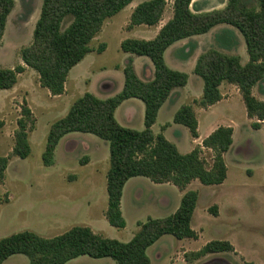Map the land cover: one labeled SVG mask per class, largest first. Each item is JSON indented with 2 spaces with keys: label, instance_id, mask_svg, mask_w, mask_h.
I'll use <instances>...</instances> for the list:
<instances>
[{
  "label": "trees",
  "instance_id": "trees-1",
  "mask_svg": "<svg viewBox=\"0 0 264 264\" xmlns=\"http://www.w3.org/2000/svg\"><path fill=\"white\" fill-rule=\"evenodd\" d=\"M134 0H43L40 18L35 26L32 43L23 48L20 56L24 66L0 68V90H11L25 67L39 76V83L52 96L65 92L70 71L92 52L90 43L101 32L107 19L119 14ZM227 0L223 10L198 13L192 9L193 0H174L173 18L153 40L126 39L121 43L124 53L148 57L155 68L154 79L141 81L130 58L124 68L125 85L116 96L100 100L86 93L76 100L68 114L55 121L49 129L42 161L55 164V150L70 133L92 134L106 141L110 148V169L107 173L108 208L105 218L117 228H126L121 209L126 183L144 177L155 184H172L185 191L179 208L163 219L149 218L138 223V232L129 242L106 238L88 226H75L61 235L45 238L32 231H23L0 239V264L14 255L26 256L29 264H67L77 258H110L117 264H151L148 249L160 238L171 235L178 240L198 239L192 229V219L199 195L186 191L198 180L206 186L222 185L227 178L224 159L233 145V129L221 126L212 132L201 146L182 154L164 135H154L160 108L176 88L185 87L189 76L170 69L165 52L175 43L209 33L214 27L226 24L244 37L249 61L241 64L240 57L208 50L197 60L194 74L204 82L203 96L194 104L207 109L222 100L220 86L226 82L238 87L254 129L264 121V101L253 95V88L264 81V0ZM14 0H0V40L3 38ZM167 0H150L133 11L128 29L136 26H155L162 21ZM66 20L69 25L64 27ZM101 45L98 52H102ZM128 99H138L145 105L143 131L122 127L115 118L117 108ZM175 124L185 126L193 138H198V120L192 105L182 106L174 116ZM37 120L28 105H22L21 116L14 134V148L8 156H0V183L6 179L12 157L27 159L31 154L29 134L36 129ZM5 122L0 120V131ZM203 148L213 152V163L203 159ZM83 163V162H82ZM217 206L210 208L217 216ZM235 252L228 241H213L201 250L186 256L192 263L207 255Z\"/></svg>",
  "mask_w": 264,
  "mask_h": 264
},
{
  "label": "rangeland",
  "instance_id": "rangeland-1",
  "mask_svg": "<svg viewBox=\"0 0 264 264\" xmlns=\"http://www.w3.org/2000/svg\"><path fill=\"white\" fill-rule=\"evenodd\" d=\"M135 1L141 4L150 0ZM173 1L167 0L162 21L169 18ZM212 2L214 6H218L220 0ZM14 3L5 34L0 40V68L3 69L24 66L20 52L33 41L43 0H14ZM247 3L249 6H256L254 0H247ZM127 11L107 19L103 32L90 43L94 52L89 59L95 62L97 68L105 66L109 71L107 75L117 82L118 74L114 69L120 64L118 56L123 53L118 41L129 38L125 37L128 36L126 31L121 29L125 24ZM68 25L69 20H66L64 27ZM220 27L209 34L197 36L196 40H189L181 50L183 57L190 60L197 53L203 54L214 49L226 54H239L244 60L249 58L242 34L232 28L242 43V48L234 52L232 48L239 45L235 34L222 31ZM105 44L109 45V50L100 54L98 49ZM86 63L84 62V66ZM193 64L194 59L182 67L183 73L192 76L186 94L189 90L191 94H195L204 85L203 80L194 74ZM263 91L264 81L259 83L256 93L261 95L264 94ZM47 95L50 92L40 86L38 74L28 67L18 75V82L13 89L0 90V120L5 122V128L0 131V156L12 153L22 105H28L37 120L36 130L32 134L33 149L30 156L27 159L12 157L6 179L4 183H0V239L23 231L53 238L72 227L91 225L98 234L125 243L137 233L139 222L145 223L149 218H167L176 211L181 203L178 188L156 185L143 177L126 192L122 208L126 228L111 226L105 218L108 208L106 181L102 187L86 186L81 181L85 173L79 161L73 159L75 155L82 159L87 154L86 144L82 142L95 146L97 141H102L110 152L109 144L92 134L72 133L67 140L61 142L55 164L45 166L42 153L45 151L50 126L66 114L46 108ZM184 98L185 96L181 100L182 104L188 105L189 101ZM137 108L138 116L143 118V109L140 113V108ZM231 114L237 132L234 137L236 148L226 158L228 179L218 186H206L196 180L190 187L199 195L192 221V229L199 233V238L180 241L171 235L164 236L148 252L151 264H190L186 261V256L213 241H228L234 246L235 252L208 255L195 262L196 264H264V128L255 130L251 127L247 121L244 102L239 106L235 105ZM201 121L203 122L202 119ZM182 129L186 136L183 138L184 148L181 153L187 154L189 151L186 148L192 137L187 128L182 126ZM155 132H161L159 126L155 128ZM202 133L204 134V128ZM202 154L208 166H211L213 152L202 150ZM104 166L102 164L101 168ZM72 176H78L80 180L74 182L71 180ZM216 205L222 206V213L220 214L218 207L217 216H214L210 208ZM20 257L24 262L16 264H29L26 256ZM68 264L117 263L110 258L92 259L83 256Z\"/></svg>",
  "mask_w": 264,
  "mask_h": 264
},
{
  "label": "crops",
  "instance_id": "crops-1",
  "mask_svg": "<svg viewBox=\"0 0 264 264\" xmlns=\"http://www.w3.org/2000/svg\"><path fill=\"white\" fill-rule=\"evenodd\" d=\"M139 4L140 3H137L134 0L129 6H127L124 10L121 11V12H123L125 10H128L127 11V13H128L127 17L125 18V24H123L121 29L123 31L125 30L126 33L128 34V36H125V37H129V38H126V39H137V40H146V41L153 40L157 37L161 28L169 20H171L173 18V8L170 11L169 18L166 19V21H161L160 23H158L155 26L141 25V26H136L132 29H128L127 27L129 25V22H130V17L132 15L134 9ZM173 4H174V1H173ZM214 5L215 4L212 2V0H193L192 9L194 8V10L198 13L210 12L213 10H223L227 6V0H220V3L218 6H214ZM206 7H211V8L208 10H205L204 8H206ZM201 8H203L204 10H202ZM104 26H105V23H104ZM104 26H103V28H104ZM220 26H222V27H220ZM217 27H220L222 29V31L227 30V31H231L233 34H235V36L237 38V42H239V45L237 47L232 48V49L234 52H238V49L240 50L242 48V43L240 41V38L236 35L234 30L232 29L234 27L226 25V24H222V25H218V26L214 27L209 33L213 32V30L216 29ZM103 28H102L101 32H103ZM209 33H207V34H209ZM204 35H206V34H204ZM196 38H197V36H194V37H191V38H188L185 40H181V41L175 43L174 45H172L165 52L164 58H165L167 66L170 69L182 72V67H185L187 63H191V60H193V59H194L193 66L195 69L197 60H198L199 56L201 55V53H197V55H194L193 59L188 60V59H185L183 57L181 50H182L183 46L186 45L187 42H189V40H196ZM126 39L118 41L120 47H121V43ZM108 50H109V45L105 44V49L100 54L106 53ZM93 52H94V50H92L91 53H89L78 65H76L70 71L68 78H67V81H66V84H65L64 94H62L60 96H52L51 94L49 96L47 95L48 100L45 103L46 108H49V110H54V111H58L61 113L65 112L66 113L65 116H66L68 114L71 106L74 104V102L76 100H78L79 98H81L86 93H90V94L96 96L97 98H99L100 100H107L109 98L116 96L124 88V85H125L124 68L126 67V64L128 63V60L130 58H132V60H133V66H134V70L136 72V75L138 76V78L141 81L150 82L154 79L155 68H154L152 61L148 57L134 56V55L124 53L122 51L123 53L118 56L120 58V64L116 65L115 69H114L115 70L114 72H116L118 74V79L120 82L119 83L113 77L107 75V73L109 71L107 70V68L105 66H99L100 68H97L95 65V62H92L91 59H89L90 56H92ZM224 54H226V53H224ZM227 55L240 57L242 65H246L249 61V58H246V60H244V58L242 56H240L239 54H227ZM88 59H89V62H88ZM243 61H245V64ZM84 62H87L85 64V66H84ZM189 65H191V64H189ZM122 75H123V77H122ZM191 81H192V76L189 75L188 83L185 87L176 88L172 91L169 98L166 100V102L160 108L156 123L152 127V131H153L154 135H159V134L164 135V137L169 142L173 143L178 148L180 153L182 152V148H184L183 138L186 136V132H184V129H182V125L175 124L173 121H174L175 114L178 112V110L182 106L185 105V104H182L183 102H181V100L183 99V96H185L184 99L189 101L188 105H192L194 108V112H195L196 118L198 120V135H199L198 138H193L191 136L192 139L187 146L188 148H186L189 152H186V153L188 154V153L192 152L196 147L201 146L203 141L205 140V138H207L217 128H219L221 126L231 127L233 129V145H232L230 151L228 153H226L224 156V159L226 162L227 156L230 155L231 151H233L236 148V143H235L234 137L236 135L237 128L233 124L234 119L232 118L231 113L234 110L235 105L239 106L240 104H242V102H244L242 99V96L240 94V91H239L238 87H236L235 85L224 82L220 86V92H221L222 97H223L222 100L220 102H218L217 104H215V105H213L207 109H202L199 106H197L196 104H194V102L198 101L202 98L204 85L202 84V88L200 90H198V92H196L195 94H191L190 90L186 94V91L190 87ZM258 86H259V84L253 88V91H252L253 95L258 100L264 101V94L260 95V94L256 93ZM263 93H264V91H263ZM140 102H142V101H140L138 99H128V100L124 101L117 108V110L115 112V118H116L117 122L122 127L137 130V131H143L145 129V126H144L145 105L143 102L142 103H140ZM30 106H32V105L30 104ZM137 107L140 108V113H142L141 111L143 109V118L142 117L140 118L138 116V110H137L138 108ZM246 114H247V110H246ZM65 116H63L62 118H64ZM246 116L248 118L247 121L251 124V127H252V123L256 122V120L254 121V119H250L248 117V114ZM62 118H60V119H62ZM201 119L203 120V122L201 121ZM161 120H163V121H161ZM223 121H226V122H223ZM157 126L160 127V131H161L160 133L155 132V128ZM36 127H37V125H36ZM183 127H185V126H183ZM4 128H5V126H4ZM202 128H204V134L202 133ZM263 128H264V121L261 123L260 129H263ZM260 129H258V130H260ZM255 130H257V129H255ZM2 131H3V129L1 130V132ZM33 132H30V134H29L31 152L33 149V144H32ZM76 133H79V132H76ZM70 134H72V133H70ZM70 134L66 135L59 142V144L55 150V157L57 155V150H58L61 142H64L65 140H67V138L70 136ZM73 142L78 143L76 141H73ZM97 142L98 143H96L97 145H95V146H91L89 143L82 142V144H86V153L87 154L82 159L80 158V156L75 155L73 157V159L79 161V165L81 166L82 171L85 173L83 175V177L81 178V181H83V183L86 186L98 188L99 186L102 187L104 185V182L106 181V188H107V173L110 169V163H109L110 162V152H109L108 146L106 144L101 143L102 141H97ZM104 142H106V141H104ZM93 147H95V148H93ZM187 150H185V151H187ZM203 150H208L209 152H211V150H209V149L203 148ZM43 153H44V151H43ZM102 164H105L104 168H101ZM228 177H229V173L227 172L226 180L228 179ZM141 178H143V177H135V178L130 179L126 183L124 190H123L121 209L123 208V203H124V200L126 197L127 190L135 182H137L138 180H141ZM71 180H73L74 182H78L80 180V178L78 176H72ZM191 184L188 186L186 191H191V189H190ZM156 185H160V186H164V187L174 186L172 184H156ZM184 194H185V191L179 190V200H182ZM179 206L180 205L177 206L176 210L179 208ZM218 207L220 208V214H221L222 213L221 212L222 206L218 205L217 208ZM0 210H1V208H0ZM195 214H196V210H195L193 219L195 217ZM193 219H192V221H193ZM88 227H90L94 232H96L94 227H92L91 225H89ZM138 230H137V232H138ZM198 235H199V233H198ZM162 238H160L159 240H161ZM180 241H183V240H180ZM152 247H150L148 249L147 253L149 252V250ZM184 253H185V251H183V254ZM20 256H22V255L11 256L3 264H16L19 261L24 262ZM199 260H196L190 264H196L195 262H199Z\"/></svg>",
  "mask_w": 264,
  "mask_h": 264
}]
</instances>
